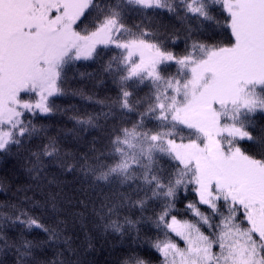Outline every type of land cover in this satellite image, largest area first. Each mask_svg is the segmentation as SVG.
Returning a JSON list of instances; mask_svg holds the SVG:
<instances>
[{"label": "snow or ice", "instance_id": "1", "mask_svg": "<svg viewBox=\"0 0 264 264\" xmlns=\"http://www.w3.org/2000/svg\"><path fill=\"white\" fill-rule=\"evenodd\" d=\"M217 8L230 39L202 42L196 33L220 26ZM165 11L185 26L183 53L175 50L180 31L161 22ZM131 13L140 20L129 26ZM81 61L99 62L116 95L107 111L69 117L106 141L77 158L59 129L36 121L61 111L57 98L84 96L68 85ZM257 119L264 121V0H0V165L15 158L34 180L56 166L108 185L105 229L147 245L159 264H264ZM56 196L47 201L53 210ZM185 200L186 218L178 217ZM33 229L61 239L20 204L0 203V252L14 249L17 264H27L46 243L27 238ZM151 256L133 248L121 264H154Z\"/></svg>", "mask_w": 264, "mask_h": 264}, {"label": "trees", "instance_id": "2", "mask_svg": "<svg viewBox=\"0 0 264 264\" xmlns=\"http://www.w3.org/2000/svg\"><path fill=\"white\" fill-rule=\"evenodd\" d=\"M215 15L220 18V26L213 25L195 35L205 43H227L230 39V31L223 23L225 14L217 8ZM139 20L140 16L131 13L128 24L132 26ZM161 22L169 28L174 27L180 31L181 39L175 50L183 53L185 26L178 19L169 16L166 11L161 15ZM99 69V62H77L68 72V85L71 88H82L84 96L67 95L57 98L56 104L61 111L51 117H39L36 121L38 124L48 126L50 131L59 129L64 150L77 158L84 153H89L91 156V149L102 148L106 142L104 133L99 129L84 130L75 121L69 119L76 114L95 116L102 111H107L105 105L110 103L111 98L116 95V89L110 78H102ZM89 96L93 99L88 100L86 97ZM96 101L105 103L101 105ZM97 123L103 126V117ZM262 127H264V121L257 119L254 135L259 137L264 134L261 132ZM22 163L12 158L6 166L0 165V203L20 204L32 215L39 217L44 224L57 227L62 233L60 241L54 242L50 241L47 234L40 229L26 232L28 239L46 241L42 247L33 249L32 256L26 258L27 264H61L69 258L84 259L86 264H121V261L131 254L133 248L139 249L142 255L152 252L151 258L154 264H159L158 253L152 251L147 245L141 247L139 244H133L129 236L125 235L122 238L111 228L105 229L106 216L101 211L100 201L101 193L107 194L110 191L108 185L93 183L91 177L85 178L84 174L78 170L66 172L56 166L42 175L41 179L34 180L25 167L21 166ZM53 180V183H49ZM50 193L57 194L55 210L47 203ZM25 196L30 199L25 200ZM191 198V196L188 197V199ZM185 203H187L186 200L178 203L177 207L181 210L177 213L178 217L186 218L183 211ZM60 221L62 223H58ZM140 227L142 231L147 230L145 225ZM149 234L154 235V229ZM18 235L17 231L9 230L10 238ZM132 235L135 233L133 232ZM69 244L71 251L68 250ZM0 264H17L15 250L5 249L0 252Z\"/></svg>", "mask_w": 264, "mask_h": 264}]
</instances>
